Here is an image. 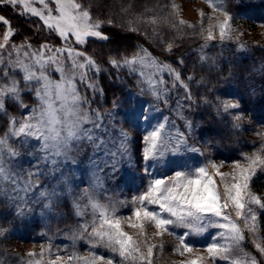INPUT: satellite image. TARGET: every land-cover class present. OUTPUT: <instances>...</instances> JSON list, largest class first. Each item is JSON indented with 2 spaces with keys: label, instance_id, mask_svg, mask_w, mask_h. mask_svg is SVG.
Listing matches in <instances>:
<instances>
[{
  "label": "snow or ice",
  "instance_id": "obj_1",
  "mask_svg": "<svg viewBox=\"0 0 264 264\" xmlns=\"http://www.w3.org/2000/svg\"><path fill=\"white\" fill-rule=\"evenodd\" d=\"M36 4L40 7L33 6ZM17 5L23 7V13L18 14L26 19L38 18L42 22L39 24L41 30L46 28L50 34L55 33L57 39L65 42L61 47L45 42L35 48L27 39L22 45L12 41L11 37L16 32L10 26L0 33V118L4 119L6 126V131L0 135V197L6 199L17 220H26L34 212L32 205H39L44 211H53V206L62 197L72 194V180L76 173L69 165L80 163L73 153L82 151L81 145L85 142L93 147L92 166L97 170H102L101 164L105 168L111 167L113 174L126 161L137 170L142 167L146 175L152 176V170L167 163L169 157L179 156L182 152H201V148L189 144L185 133L172 130L174 122H169L167 117L163 118L164 122L153 124L150 110L138 107L139 101L131 94L123 100L113 99L111 109L103 113L99 107L92 108L95 97L104 95L103 88L95 79V74L100 73L102 68L94 58L72 46L85 44L89 39L105 46L115 45L110 49L114 55L109 56L108 63L115 69H127L130 74H138L136 96L148 95L167 104L171 91L179 88L184 90V95L177 100L178 108L184 107L182 100L188 103L189 108L196 103L190 91L193 76L183 79L180 72L143 47L130 57L120 54L118 45L124 39L121 32L137 31L130 26L131 22L125 27L112 19H93L90 10L77 0H0V6ZM229 19L226 14L224 22L216 26L221 40L228 37ZM0 23L10 25L4 15H0ZM70 37L73 38L71 41ZM213 39V32L209 29L206 40ZM172 47L169 43L166 50L171 52ZM208 59L204 54L200 56L202 64ZM178 63L183 64V59ZM53 72L59 74V79L53 78ZM89 72L93 75L89 76ZM164 73L172 81L170 86L163 79ZM116 78L120 79L119 76ZM88 90L92 93L91 97L87 94ZM202 102L214 108L222 125L221 129L210 130L214 136L220 137V141L206 140L203 144L204 148L215 147L226 138L225 130L234 132L241 127L238 123L243 118L241 102L217 98V102L212 103L207 97ZM125 105L128 106L127 111H117ZM155 110L159 111L158 108ZM120 115L131 127L139 130L143 126L146 132L142 137L144 146L135 160L131 147L134 141L129 132L122 126L117 136L113 137L110 132L116 127V117ZM181 119H185L183 115ZM185 127L190 135L191 121L185 119ZM100 132L108 138L104 139ZM13 143L30 149L28 155L32 159H25ZM259 151L264 152V148ZM100 153L103 156H99ZM245 159L247 165L236 163L231 174L221 173L220 166L212 164L211 172L208 167L193 166L177 170L167 179L153 178L144 192L133 198L132 203L136 205L133 215L137 221L154 224L158 229L156 236L173 234L169 232L170 226L186 229L177 237L180 240L176 249L178 252L181 247L185 252L192 251V247L185 242L186 237L200 236L209 228H217L221 231L206 248L213 264L216 260L228 264H260L256 255L245 250L244 242L247 230L256 252L264 256V242L257 235L260 231L257 209L251 207L256 205L264 210V202L249 190L257 167L264 171V156L258 152ZM25 163L29 165L27 169L23 167ZM182 168H187V165H182ZM64 169L69 170L65 172ZM57 174L58 178L51 186H40L41 177H56ZM216 176L220 178V185L216 183ZM229 177L231 183H228ZM85 198L87 203L82 207L81 201ZM119 203L101 204L88 189L82 190L79 199H73L75 214L84 216V209L91 208L92 219L79 225L72 239L84 240L90 248L105 249L112 254L105 258L93 253L88 258H82L83 264H152L150 258L155 245L147 246L146 256L141 253L139 243L122 230L121 219L115 215ZM149 206H157L158 211L149 210ZM230 207L231 213L228 211ZM239 220L243 221V226L238 223ZM128 224L129 227H137L131 218H128ZM17 230L0 225V239ZM140 235H144L143 231ZM116 257L119 259L116 260Z\"/></svg>",
  "mask_w": 264,
  "mask_h": 264
},
{
  "label": "rangeland",
  "instance_id": "obj_2",
  "mask_svg": "<svg viewBox=\"0 0 264 264\" xmlns=\"http://www.w3.org/2000/svg\"><path fill=\"white\" fill-rule=\"evenodd\" d=\"M77 2L80 3L79 0H77ZM165 2L168 3L162 7V11L168 14H164L163 17L162 15L156 14L154 18L148 17L147 19H142V22L148 25H143L141 24V21L137 20H132L131 25L136 28H140L139 25H143L149 29H158L161 31L159 28L162 27L164 21H171L168 25H170V28L172 29L173 37L167 34L164 35L170 39V41L168 40V43H171L173 47L178 46L177 44H180V42L184 40L198 39L204 41L206 40L207 31L209 29L212 30L214 36L213 40H211L208 44L203 42L202 46L204 47H201L185 60L186 63H188V67H191L190 72H183L180 67L167 62V60L161 56L155 55L150 50L144 48L148 51V53L158 58L160 61L170 64L174 69H176V71L181 73L183 79L186 80L188 76L194 77V80L190 82V91L196 103L193 104L191 108H189L188 103L183 100L181 103L184 107L182 109L178 108L177 100L184 95V90L179 88L171 91L167 104H165L163 100L156 101L153 97L148 95L143 97L136 96V93L138 92V74H130L127 69H115L108 63L109 58L107 60H103V58L98 56L97 52H90L89 50H91L93 45L91 43L93 42L92 39H89L85 44H72V46L76 47L79 51L84 52L85 55L94 58L96 63L102 68L100 73L95 74V79L103 88L104 95L102 97H95L96 102L92 104V108L99 107L102 113L111 109L112 106L109 107V109L104 106V85L107 83L108 85L115 84L120 86L123 92V97H114L113 99L123 100L131 94L139 101V104L137 105L138 107L150 110L149 115L152 116L153 124L157 121L164 122L163 118L167 117L169 122H174L172 130L174 132L178 130L179 132L185 133L189 144L194 145L197 148H201V152H182L179 156L169 157L167 163H162L152 170V176L146 175L142 167L137 170L136 167L130 166L126 161L122 162L118 166V171L113 174L111 167L105 168L103 164H101L100 169L102 170H97L92 166L90 158H94L93 147L85 142L81 145L82 151L79 153H73V155H76L77 160L80 161V163L77 165H69V168L75 169L76 173L72 180V194L70 196L62 197L60 202L53 206V211H44L39 205H32L34 212L30 213L26 220L30 222L37 219L47 227L53 218L59 219V217L62 216V209L60 210L58 206L59 204H69L73 208V199H79L82 194V190L88 189L94 199L99 201L101 204H116L117 202H120L117 204L118 210L115 215L117 218L121 219L122 230L128 233L132 237L133 241H137L139 243L140 251L145 256L147 254V246L155 245L153 248V255L150 258L152 264H192V262H194V264H213V260L207 253L206 248L209 244L214 242V237H216L221 231L220 229L209 228L207 232L200 236L186 237L185 242L192 247V251L185 252L181 247L178 252L176 249L180 246V240L177 237L182 235L187 230L183 228L173 229L170 226L169 232L173 234L170 235L168 233H164L162 236H156L155 233L158 229L154 224H149L146 221H137L136 217L133 215V210L136 205L133 204L132 201L134 197L144 192L149 181L153 178L167 179L173 176L175 171L191 169L193 166L208 167L211 172L213 171L211 168L212 164L220 166L219 171L221 173L231 174L234 171V165L236 163H240L244 166L247 165V161L245 159L246 157H253V155L258 152L260 155L264 156V152L259 151L264 148V114L260 116L257 111H254L255 105L259 107L263 105L261 102L264 100V92H260L258 94L249 93V96H246L244 91L237 92L238 90L236 91V89L238 87H236L229 88L226 92L218 93V90L215 88V82L211 81V78L209 77V75L211 77L220 76V73L218 72L220 71V68H222L223 60L225 62H229L232 58L239 59L242 56H250L252 55V51L255 46H264V21H262L263 23L250 22L244 17L237 18L234 14L226 12L224 7L227 5V0H165ZM232 2L234 3L233 6H235L241 3H264V0H232ZM80 4L82 5V3ZM33 6L40 7L38 4ZM52 6L54 7V5ZM0 7V15H2V9L11 8L14 12V16H18L19 19H26L24 15L18 14L23 13V7L20 5L15 7ZM4 11L7 12V10ZM162 11L160 10L159 12ZM90 13L93 19H98L95 15V17H93L91 11ZM260 13L264 16V10L260 11ZM226 14L230 17L228 22V28L230 31L228 33V37L221 40L219 28L216 26L224 22ZM27 19L31 21L35 19L39 23H42L36 17H30ZM34 24L36 26V22ZM9 26L14 30V32H16V34L11 37V40L17 45H22L26 39L30 41L32 46L35 48H39L40 45L45 42L55 47H61L65 44L63 40L55 38V33L50 34L49 32L50 38H55V40L52 39L40 42L28 39L27 37H22L23 30L20 29L18 25L14 26L11 22L10 25H3L0 23V33L7 31ZM143 34H145L148 39H152L146 33L143 32ZM0 39H2V37H0ZM72 39L73 38L70 37V41ZM214 43L217 45H213ZM123 50L124 54L127 50ZM138 51L139 49L125 55L130 57L133 53ZM202 54L209 57V59L203 64L200 62V56ZM207 70H214L216 73L212 75L207 73ZM92 75L93 73L89 72V76ZM199 75L203 76L202 79L198 78ZM117 76H119L120 79H117ZM53 78L59 79V74L53 72ZM163 79L169 86L171 85L172 81L168 77L167 73L163 74ZM201 80L203 81L202 83ZM87 94L90 97L92 96L90 90L87 91ZM204 97H207L212 103H216L217 98L220 100H232V102L240 100L241 109L243 110V118L238 121L241 127L234 132L231 129L225 130L226 138L215 147L210 148H204V141H220V137L214 136L210 130L221 129L222 125L217 120L214 108L202 102ZM127 108L128 106L125 105L117 111L125 112L127 111ZM157 108L159 111L155 110ZM13 114L18 115L19 113L14 112ZM181 115H183L186 120L191 121L193 125L190 135L189 129L185 127V119H181ZM228 119L231 121L230 117ZM105 123H107V121ZM115 123L116 127L111 128L110 132L113 137L117 136L121 126L129 132L134 141L131 147L133 159L135 160L144 146L142 141L143 135L146 134L144 127L141 126L139 130L131 127L125 122L122 115L116 117ZM87 126L90 127V125ZM4 131H6L4 119L0 118V135H2ZM206 132L208 133L207 135H205ZM99 134L104 139L108 138V136L103 132H100ZM13 147L21 151L24 154L25 159H32V157L28 155L30 149L20 148V146L15 143H13ZM98 155L103 156V153ZM182 165H187V168H182ZM23 167L27 169L29 165L25 163ZM68 170L69 169H64L65 172H68ZM56 178H58V174L56 177H41L40 186L42 187L45 184L51 186V184L55 183ZM215 180L216 183L220 185L219 176H216ZM231 182V178L229 177L228 183ZM249 190L253 195L264 202V171H261L260 167H257L256 175L250 182ZM220 191H223L222 185L220 186ZM0 198L1 201L6 202V209H9L11 211V216H13V218H10L9 220V226L12 227L10 228L18 229L15 231V235L20 234L23 230V222L25 220L23 222L17 220L14 217V210L8 206L9 204L6 199L2 197ZM86 203L87 199L85 198L81 201L82 207ZM1 204L3 205L4 203ZM251 207L257 209V225L260 228L257 235L261 238V242H264V210H260L256 205H251ZM153 209L158 211L157 206H149V210ZM228 211L230 213L232 212L231 207ZM84 212V216L78 217L91 220V208H85ZM232 214L234 217V213ZM2 215L3 214H0V217ZM128 218H131V221L136 223L137 227H129ZM238 223L243 226L242 220H239ZM141 225L143 226L142 228ZM30 226H32L33 229L34 225L32 224ZM3 227L8 228V226L5 225ZM49 231L50 228H48V231L46 230V232ZM141 231L144 233L143 236L140 235ZM13 235V233L6 234L4 241L5 245H8L11 249V254L16 256L18 260L11 259L10 257L7 258V254L3 253L0 254V256L3 255V258H0V264H35V262H42V264H53V262H55V264H83L82 258H88L93 253L103 255L105 258L112 255L107 250H104L105 253L100 250L69 255L68 253H65L62 248H54L48 242H31L30 240L24 241L25 239H14ZM245 237V250L251 251L257 256L260 264H264V256H260L259 253L256 252L254 245L252 244V236L247 230H245ZM181 252L183 254H181ZM29 254L33 255L30 256ZM115 259L118 260L119 258L116 257ZM215 264H228V262L216 260Z\"/></svg>",
  "mask_w": 264,
  "mask_h": 264
},
{
  "label": "trees",
  "instance_id": "obj_3",
  "mask_svg": "<svg viewBox=\"0 0 264 264\" xmlns=\"http://www.w3.org/2000/svg\"><path fill=\"white\" fill-rule=\"evenodd\" d=\"M79 2L82 3L84 8H88L92 12L93 17L96 16L101 20L112 19L116 21L118 25L123 24L125 27H128L129 22L132 20L142 22V19L144 20L148 17L154 18L156 14L162 15V17L164 14H168L162 11V7L168 3L165 2V0H79ZM252 3L253 4L241 3L239 5L233 6L234 3L232 0H227V5L224 7V10L234 14L237 18L244 17L250 22L261 23L264 21V16L260 13V11L264 10V3ZM10 9H2V15H4L11 22V24L14 26L18 25L19 28L23 30L22 37H27L28 39L40 42L52 39L55 40L56 37L50 38V35L46 29L41 30L38 27L40 23L37 20L34 19L31 21L29 19H19L18 16H14V12L12 9ZM125 9H127V11H124ZM4 10H7V12ZM160 10L162 12H159ZM35 22L36 26L34 24ZM169 23H171V21H164L162 27L159 28L161 31L158 29H149L146 26H143L148 25L144 22L141 23L143 25H139L141 29L131 25V27L137 29V31L121 32L122 36L128 37H124V39L118 45L120 48V54L125 55L129 52L140 49V47H143L150 50L153 54L161 56L167 60V62L180 67L183 72H190L191 67H188V63H186L185 60L194 54V52L199 50L202 47L203 42L208 44L210 41H202L198 39L184 40L180 42V44H177L178 46L172 47L171 52H169L166 49L167 45L169 44L168 40L170 41V39L164 35L167 34L173 37L172 29L170 28V25H168ZM165 29L168 32H166ZM143 32L150 36L153 40L148 39L147 36L143 34ZM91 43L93 44L91 48L92 51L89 50V47L88 50L90 52H97L98 56L103 58V60H107L110 55H114L110 49L115 47V45L105 46L100 42ZM213 45L217 44L214 43ZM123 49L127 50L124 54ZM181 58L183 59V64L178 63ZM262 68H264V46L257 45L253 49L252 55L250 56H242L239 59L232 58L229 62H225L223 60L222 68H220V71L218 72L220 73V76L211 77L209 75V77L211 78V81L215 82V88L218 90V93L226 92V90L229 88L238 87L236 89V91L238 90L237 92L244 91L246 96H249V93H253V90L256 94L264 92V70H261ZM207 73L214 75L216 71L207 70ZM202 77L203 76L201 75L198 76L199 79H202ZM104 87V106L109 109V107L112 106L113 98H122L123 92L121 87L115 84L108 85L106 83ZM262 101L263 102H261V104L263 105L261 107L257 105L254 106V111H257L260 116L264 114V100ZM1 203L4 204L2 205ZM5 203L6 202L0 200V214H3L0 217V225H5L10 228L11 226H9V220L10 218H13V216L10 214L11 211L6 209L7 207ZM58 206L60 210L62 209V216H60L59 219L53 218L47 227L37 219L30 222L28 220H25L24 222L20 221L23 222L24 231L22 230V232L18 235H15L14 233V239L18 238L20 240L25 239L24 241L30 240L31 242L35 241L42 243L48 242L54 248H62V250L69 255H75L87 251L95 252L100 250L105 253V249L90 248V246L84 240L74 241L72 239L74 233L76 232L78 226L83 224L86 219L78 217L75 214L74 209L69 204L62 203ZM32 224L34 225L33 229L32 226H30ZM48 228H50V231L46 232V230L48 231ZM4 240V238L0 239V254H7V258L10 257L11 259L18 260L16 256L11 254V249L8 245H5ZM0 258H3V255H1Z\"/></svg>",
  "mask_w": 264,
  "mask_h": 264
},
{
  "label": "bare ground",
  "instance_id": "obj_4",
  "mask_svg": "<svg viewBox=\"0 0 264 264\" xmlns=\"http://www.w3.org/2000/svg\"><path fill=\"white\" fill-rule=\"evenodd\" d=\"M121 35H122V33H121ZM123 37H128V36H123Z\"/></svg>",
  "mask_w": 264,
  "mask_h": 264
}]
</instances>
